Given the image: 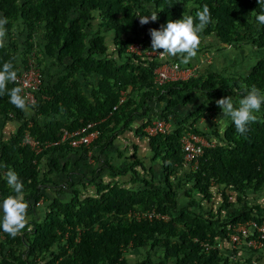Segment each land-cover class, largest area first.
<instances>
[{
    "label": "trees",
    "instance_id": "16d2710c",
    "mask_svg": "<svg viewBox=\"0 0 264 264\" xmlns=\"http://www.w3.org/2000/svg\"><path fill=\"white\" fill-rule=\"evenodd\" d=\"M145 3L152 7L144 6ZM204 5L211 12L212 22L200 35L213 32L219 41L231 42L241 37V27L253 24L256 43L264 47V25L255 18L264 10V0H0V18L8 20L5 26L18 18L23 31L42 27L43 41L36 44L40 52L55 56L61 66L43 75L39 92L45 97H37L29 107L30 112L10 103L7 92L16 87L13 82H8L5 93L0 95V118L19 122L6 139H0V202L16 195L7 184L9 169L23 182L28 208L39 197L42 203L47 201L43 217L38 221L27 219L26 227L15 237L0 228V264H33L35 257L45 258L36 264H258L248 257H229L219 252L216 244L205 248L201 242L214 244L215 237L223 236L236 221L253 218L260 223L264 209L256 213L261 207L254 204L247 208L243 203L218 216L217 211H196L187 205L195 200L191 191L199 195L198 199L208 201L213 184L221 187L223 200L228 195L225 189H231L237 201L245 189L255 191L264 187V105L255 113L257 121L249 124L243 135L236 131L231 120L223 128L220 140L213 130L215 141L203 146L188 168L182 161L180 134L186 130L209 134L193 124L201 106L196 104L180 115L176 104L185 106L193 92L206 97L231 96L233 101L239 100L245 89L253 85L264 92V57L257 58L243 77L231 78L208 71L205 75L168 79L156 86L152 69L160 60L125 51L132 41L151 48L150 29H159L169 19L183 18V14L195 17ZM153 12L158 16L156 21L139 23L138 14L150 16ZM92 19H96L98 28L111 30L114 56L106 52L102 34L88 33ZM30 43L26 31L22 56ZM14 50L5 45L0 47V70L5 62H11L18 72ZM119 56L121 61L117 63L115 57ZM165 57L181 67L188 66L181 65L177 57ZM21 64L24 66L25 56ZM78 74L95 75L88 93L82 91ZM153 102L162 105L157 110L151 105ZM210 106L220 109L212 99ZM178 115L182 116L179 122L186 115L192 117L164 133L146 134L142 130L154 117L168 119ZM135 116L139 117V123L132 127ZM88 121L94 122L97 134L87 146H69L59 140L61 128L72 129ZM123 130L146 137L151 151L149 159L158 163V176L153 175L151 165L145 168L132 150L127 155L117 151L119 159L115 162L102 159L111 179L103 180L95 174L101 165L96 164L89 175L77 171L76 178L67 177L60 184L51 180L52 172L68 175L73 166L77 169L78 162L87 159V151L97 161L102 150L112 147L117 133ZM24 131L39 141L58 142L34 152L20 143ZM131 148L136 145L132 143ZM44 154L48 158L42 170L39 160ZM70 154L76 155L73 166L66 159ZM139 170L147 171L148 175L138 174ZM178 170H183V174L177 178ZM119 176H124L122 181ZM186 181L189 185L183 192L189 198L188 204L177 207L174 187ZM78 184L83 189L82 196L78 195ZM88 185H92V191L84 192ZM44 188L53 195L43 191ZM60 192L69 197L62 199ZM225 204L229 205V201ZM147 210L157 215L148 217L140 213ZM2 216L1 209L0 219ZM248 234L247 237L261 239L257 230ZM125 247L149 250L156 247L160 254L155 260L146 256L127 263L122 254Z\"/></svg>",
    "mask_w": 264,
    "mask_h": 264
},
{
    "label": "rangeland",
    "instance_id": "374dc122",
    "mask_svg": "<svg viewBox=\"0 0 264 264\" xmlns=\"http://www.w3.org/2000/svg\"><path fill=\"white\" fill-rule=\"evenodd\" d=\"M144 6L152 7V5H149L148 3L144 4ZM2 18V17H1ZM22 24L21 21L17 18L16 20L11 21V23L8 26H5L7 29L6 37L4 40V45L7 47L8 50L13 51L14 55V63L18 65L19 67H22L21 59L23 56H25V61L27 57H31L34 60V63L39 68L40 72L45 76L54 72L57 68H61L60 64L57 65V59L55 56L49 57V55H46L45 53L40 52L38 45L36 42H42V27L32 28V29H26L24 30L29 31V40L31 41L28 50L23 52L22 56V50L24 49L23 40L25 38V32L21 29ZM252 27L254 25H247L240 28L241 37L233 40L231 42H223L219 41L217 37L214 35L213 32H209L207 34H201L200 35V45L198 48L197 56L193 59H191L188 63L184 64L181 63V65L185 66L188 65V70L190 71L189 74L192 75H198L202 74L205 75L206 72H216L220 76H230L232 77H243L247 71L249 70L250 66L255 62V60L259 57H264V47H260L257 45V33L252 31ZM22 31V32H21ZM89 34H102L103 35V43L106 45V52H108L110 55L114 56V50H113V43H112V37H111V30H103L97 27L96 19H92L91 24H89L87 29ZM248 33H251L248 35ZM179 61V58H175ZM37 61V62H36ZM115 61L118 63L121 61L120 56L115 57ZM180 62V61H179ZM182 74H185V71L182 72ZM189 74H185L189 75ZM78 79H80V74L77 75ZM84 83L81 84L83 91L89 90V84L93 83L95 79V75L89 74L84 77ZM232 85V84H231ZM87 92V91H86ZM264 93V92H262ZM225 97L224 95H208L207 97L204 95V101L200 105V115L196 120L193 121V124L200 130L206 131L209 136L210 140L213 142L215 141V136L211 134L214 130L215 133H218L219 137L218 140H220L221 132L223 128L226 126L227 122H229L231 119L229 117H225L222 114L221 109L216 110L213 108V106H210V100L216 101L220 98ZM236 104V100H234ZM233 101V102H234ZM156 103V102H155ZM156 109L158 110L162 103L158 102L154 104ZM178 113L180 115H184L185 112L181 111V103L176 104ZM156 110V111H157ZM259 113V112H258ZM12 115V114H8ZM182 116L178 117H171L169 116L168 119H165L170 129L175 126L177 123L181 125L183 122L186 123L189 120H191V115H186L184 117V120L179 122V119ZM18 120L12 118V119H5L3 120L0 118V139H6L11 132H13L18 125ZM139 123V119L134 117L132 120V127L137 125ZM145 126V125H144ZM143 126V127H144ZM143 130V128H142ZM144 131V130H143ZM213 131V132H214ZM145 132V131H144ZM217 141V140H216ZM212 142V143H213ZM135 144L136 148L132 149L131 144ZM111 145L114 147L116 146L117 149L113 150V153L111 155H106V157L98 158L97 161L92 159V157H87L85 161H79L78 166L80 169V173H84L85 175H89L94 168L96 167V164L98 165L99 169L97 170L98 176H100L103 180L111 179V176H108L106 173V168L104 167V161L102 162V159L105 161L110 160L111 162L118 161L119 156H117V151L121 152L122 155H127L130 151H134L138 157H140L141 161L144 163L145 168L147 166L152 167V173L155 176H158L159 173V167L156 160H150L149 157L151 155V151L148 149L147 143H146V137L144 135L138 136L135 133L132 132V130H123L117 133V137L114 138ZM111 147V148H113ZM104 153H109L108 150H104ZM115 153V154H114ZM53 154V153H51ZM44 154L42 157H40L39 160V166L40 169L44 170L45 161H47L48 155ZM69 157V156H68ZM122 157V156H121ZM100 159V160H99ZM69 161V160H68ZM95 161V162H94ZM184 167H191L193 165L192 162H185V160L182 158ZM84 162V163H83ZM69 163H71L69 161ZM68 163L67 167H70V164ZM101 166V167H100ZM187 169V168H185ZM41 171H39L40 173ZM68 175L66 174H54L53 172L50 173L51 180L53 182H58V184L61 183L62 180H66L67 177L75 178L77 174L74 173V171H68ZM147 171H140L138 174L148 175L146 174ZM183 174V170H178L176 172V177H181ZM120 181L123 180L124 176L117 177ZM173 182H176V179L173 178ZM185 184H178L176 187H174L175 192V199L177 207L181 205L188 204L189 198L184 195V189H187L189 182H184ZM76 187H80L79 184L76 185ZM92 185H88L85 188L84 192H91L92 191ZM221 187L217 184H213L210 186L211 190V197L208 199V201L204 202L201 199H198L199 195L196 194V192L191 191V195L195 198L193 203L191 205H187L188 208L196 210V211H211L215 212L218 216L225 215L229 210L234 209L236 206H240L243 203L246 204V207L249 208L250 206L257 204L258 207H261L259 211L264 209V187H261L258 190L252 191L250 189H245V192L243 196L241 195L240 200L237 201L234 199V192L233 190L225 189V194H228L224 200L221 195ZM82 188H79V196H82ZM45 192L49 193V195H53L52 191H49L48 188H44ZM65 191V189L63 190ZM60 197L62 199H67L69 196L66 192H60ZM229 201V205L225 204V202ZM47 201L40 200V197L35 201L31 203V207L27 209V217L26 219H34L39 220L43 217V213L45 211ZM199 204V206H197ZM218 208V209H217ZM1 210V209H0ZM135 212V211H134ZM133 212V213H134ZM164 217L165 214H163ZM162 215V216H163ZM262 215V214H261ZM251 219L254 223H256L255 219ZM245 221V220H244ZM243 221H236L230 224V230H226L225 234L221 237L218 235L215 237V243L214 244H207L205 242H201V244L206 248L208 246H218V251L226 254L229 257H236L239 259H244L248 257L251 262H255L258 264H264V217L261 221L262 225V236L261 239L256 238V236H249L247 237L246 234L252 235L254 230H257L256 227H258L256 224L254 227L250 225H245L247 228V233L243 235H239V238L237 242H231L229 235L234 233L233 231H236L237 226L240 225V223ZM259 237V236H258ZM249 238V239H248ZM53 248V246H51ZM148 252V254H146ZM159 249L156 247H153L152 249H148L146 247H140V248H129L125 247L122 250V254L124 258L126 259L127 263H133L134 261H137L139 259H146V256H149L150 259L155 260L159 257ZM45 259V258H44ZM44 259H38V257L34 258L33 264H36L38 262H42ZM50 264H57L56 262L50 263Z\"/></svg>",
    "mask_w": 264,
    "mask_h": 264
},
{
    "label": "clouds",
    "instance_id": "9594fccd",
    "mask_svg": "<svg viewBox=\"0 0 264 264\" xmlns=\"http://www.w3.org/2000/svg\"><path fill=\"white\" fill-rule=\"evenodd\" d=\"M139 17V23L146 25L158 19L157 13L150 16ZM256 21L264 25V10L256 14ZM198 21V23L196 22ZM212 22L211 12L207 5L202 10L198 9L195 17L183 14L181 19H169L166 25L159 29H150L151 49L159 52L162 57H178L180 63H188L197 56L200 45V33ZM8 23L6 17L0 18V47L4 46ZM17 80V72L11 62H5L0 70V95L5 93L7 83ZM22 88L14 87L8 90L7 94L10 103L16 108L26 110V100L21 95ZM223 116L229 117L235 126L236 131L243 135L248 131V125L257 121L255 113L260 112L264 105V93L255 85L245 89V94L234 104L231 96L220 98L216 101ZM238 105V106H237ZM4 167H7L6 165ZM6 180L9 187L16 195H9L0 202L3 216L0 219V228L5 233L15 237L26 227L28 204L24 200V185L18 174L9 169L6 173Z\"/></svg>",
    "mask_w": 264,
    "mask_h": 264
},
{
    "label": "built area",
    "instance_id": "2783aa9c",
    "mask_svg": "<svg viewBox=\"0 0 264 264\" xmlns=\"http://www.w3.org/2000/svg\"><path fill=\"white\" fill-rule=\"evenodd\" d=\"M125 51L160 60V62L152 69V81L156 86L161 85L168 79L185 77V74L190 73L188 66H179L175 61L162 57L159 52L151 49L148 45H142L139 41H132L128 43ZM184 71L185 74H182ZM41 81L42 73L34 63V60L31 57H27L24 66L20 67L17 72V80L13 82L16 87L22 88L21 95L25 98L27 107L32 106L37 97H45V95L39 92ZM142 128L146 134L164 133L169 129V124L163 118L154 117L150 119L149 122H147ZM96 134L97 129L94 127V122L88 121L72 129L61 128L59 140L65 141L69 146H75L78 144L87 146ZM178 140L182 151V158L185 162H192L193 164L196 161L197 155L201 152L202 147L213 144V141L205 135L189 130L183 131ZM51 142L55 143L58 141ZM51 142L39 141L27 131L23 132L20 139L21 144H26L34 152L41 150L42 147L50 144ZM88 152L89 151H87V153ZM140 213L145 214L148 217L150 215H157V213H154L151 210L141 211ZM256 223H254L251 219L241 222L240 225L237 226L236 231H233L234 233L229 235L231 242H237L239 235L247 233L248 227L245 225L254 227ZM260 223H257L258 225L256 224L258 226L256 229L259 231V236L261 237L262 233L260 230H262V225ZM1 237L2 234L0 231V238Z\"/></svg>",
    "mask_w": 264,
    "mask_h": 264
},
{
    "label": "crops",
    "instance_id": "0c3cea01",
    "mask_svg": "<svg viewBox=\"0 0 264 264\" xmlns=\"http://www.w3.org/2000/svg\"><path fill=\"white\" fill-rule=\"evenodd\" d=\"M80 79H79V81H80V83L81 84H83L85 81V79H84V77L85 76H83V75H80ZM53 81V80H52ZM89 84V87H91V83H88ZM81 89H82V91H83V88H82V86H81ZM86 91H88V90H86ZM86 91H83V92H85L86 93ZM88 93V92H87ZM202 101V103H203V101H204V95L203 94H200V93H198V92H193L192 94H191V96H190V98H189V100L188 101H186V103H185V106H183V105H181V110L183 111V112H186V110L187 109H191V107L192 106H194V105H198V107L201 105V104H199V102H201ZM189 104H190V106H189ZM152 106L154 105V102L151 104ZM187 105V106H186ZM30 112V110H29V107H27V109L25 110V112ZM136 118H139L138 116H135ZM113 147V146H112ZM112 149L113 150H116L117 149V147L116 146H114L113 148H111V147H108V148H106V150H108L109 151V153H104V152H102V154H100L99 155V158L101 159V158H103V157H106V155H111V153H113L114 151H112ZM105 150V149H104ZM104 150H102V151H104ZM89 154H90V151L88 152ZM87 153V154H88ZM89 154H88V156H89ZM115 154V153H114ZM90 157V156H89ZM76 158V155L75 154H70L69 155V157L68 156H66V159H68L71 163L70 164H72V166H73V160ZM99 159V160H100ZM75 162V161H74ZM78 161H76L75 162V164L77 163ZM78 166V165H77ZM71 169H72V167H71ZM71 171H74V173L76 174V172L77 171H80V169H79V166H78V168L76 169L74 166H73V169L71 170ZM76 178V177H75ZM2 202V201H1Z\"/></svg>",
    "mask_w": 264,
    "mask_h": 264
}]
</instances>
